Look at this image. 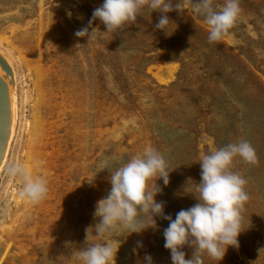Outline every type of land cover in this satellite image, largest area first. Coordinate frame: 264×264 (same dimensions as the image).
<instances>
[{"label":"rangeland","instance_id":"374dc122","mask_svg":"<svg viewBox=\"0 0 264 264\" xmlns=\"http://www.w3.org/2000/svg\"><path fill=\"white\" fill-rule=\"evenodd\" d=\"M102 2L0 0V51L13 60L18 99L0 172V264H77L110 173L147 147L168 162L170 183L157 181L156 199L175 218L197 203L201 156L240 140L258 158L236 157L231 167L247 181L242 216L251 226L220 264H264V0H240L234 26L214 43L187 3L168 13V35L155 29L160 13L145 8L120 30L106 32L96 20L91 41L76 37ZM14 165L47 181L45 199L23 196ZM156 222L158 230L118 238L115 264H143L145 254L171 264L168 222Z\"/></svg>","mask_w":264,"mask_h":264},{"label":"clouds","instance_id":"9594fccd","mask_svg":"<svg viewBox=\"0 0 264 264\" xmlns=\"http://www.w3.org/2000/svg\"><path fill=\"white\" fill-rule=\"evenodd\" d=\"M186 3L190 4L193 15L204 19L209 43L220 41L241 12L240 0H224L220 10L214 8V0H103L93 10L88 25L77 30L75 36L91 41L97 31L92 27L96 20L104 25L106 32L120 30L129 22H136L145 8L160 13L155 29L168 35L167 28L172 22L168 13H181ZM68 15L71 17V13ZM236 157L249 164L258 162L255 149L246 140L202 155L198 162L201 171L197 203L180 210L173 218L165 213V203L156 199L163 192L157 181L162 180L165 187L170 183L168 162L152 147L133 156L110 173L111 188L95 204L96 222L85 229L84 246L74 253L77 264H115L118 238L140 234L150 227L158 230L157 217L168 222L163 237L171 264H204L205 255L220 264L230 247L239 249L240 235L251 226L245 228L242 216L249 199L245 190L247 181L231 170ZM10 171L20 178L22 194L32 203L46 198L49 189L42 176H33L22 165H14ZM153 180L154 184L150 183ZM145 217L150 219L146 227ZM186 246L192 249L191 258H186ZM137 247H143L142 241L137 242ZM143 264H154L153 257L145 254Z\"/></svg>","mask_w":264,"mask_h":264},{"label":"water","instance_id":"95a60500","mask_svg":"<svg viewBox=\"0 0 264 264\" xmlns=\"http://www.w3.org/2000/svg\"><path fill=\"white\" fill-rule=\"evenodd\" d=\"M0 167L4 161L12 125V89L7 73L12 71L0 56ZM7 72V73H6Z\"/></svg>","mask_w":264,"mask_h":264},{"label":"bare ground","instance_id":"6f19581e","mask_svg":"<svg viewBox=\"0 0 264 264\" xmlns=\"http://www.w3.org/2000/svg\"><path fill=\"white\" fill-rule=\"evenodd\" d=\"M11 55V54H10ZM0 56L5 60V62L8 64V66L10 67L11 71H12V76H10L7 72V75H8V78H9V81H10V85H11V89H12V125H11V132H10V138H9V141H8V146H7V150H6V155L4 157V161L0 167V172L2 170V167L3 165L5 164L6 162V159H7V155H8V152H9V149H10V145H11V142L13 140V137L15 135V128H16V123H17V97H16V90H15V85H14V81L15 80V77H16V73H15V69H14V66H13V60L11 58V56L7 55V54H4L3 52L0 51ZM1 65V64H0ZM16 83V82H15ZM30 98V97H29ZM31 99V98H30Z\"/></svg>","mask_w":264,"mask_h":264}]
</instances>
